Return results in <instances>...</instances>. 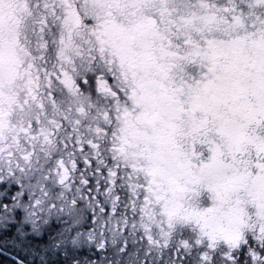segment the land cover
Returning a JSON list of instances; mask_svg holds the SVG:
<instances>
[{
    "label": "snow or ice",
    "instance_id": "obj_1",
    "mask_svg": "<svg viewBox=\"0 0 264 264\" xmlns=\"http://www.w3.org/2000/svg\"><path fill=\"white\" fill-rule=\"evenodd\" d=\"M0 264H264V0H0Z\"/></svg>",
    "mask_w": 264,
    "mask_h": 264
}]
</instances>
